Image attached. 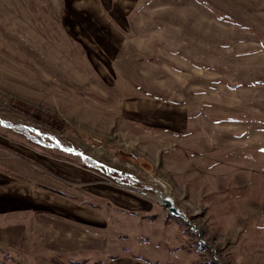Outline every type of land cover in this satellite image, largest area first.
<instances>
[{
  "label": "rangeland",
  "instance_id": "obj_1",
  "mask_svg": "<svg viewBox=\"0 0 264 264\" xmlns=\"http://www.w3.org/2000/svg\"><path fill=\"white\" fill-rule=\"evenodd\" d=\"M152 1L0 0V182L6 192L0 191V264L106 262L123 249L127 227L133 236L126 251L142 262L264 264V140L249 138L250 128L224 156L220 147L208 152L198 136L181 149L169 136L175 131L150 126L148 97L155 92L126 71L149 58L130 49L126 38L132 27L143 26L144 9L159 8ZM164 7L173 9V2ZM203 112L195 124L204 122ZM205 117L210 125L226 121L223 113ZM161 119L173 126L175 114ZM208 154L222 162L201 160ZM118 171L132 173L136 185ZM212 171L218 178L207 174ZM146 185L149 195L141 193ZM93 186L127 193L132 205L105 195L107 202H99L109 228L97 234L103 247L108 236L110 248L83 254L47 249L44 231L32 222L38 212L48 215L46 195L73 200L77 190ZM33 196L45 202L14 213L16 206L30 207ZM161 196L173 197L195 227L172 214ZM124 217H133L131 223ZM53 218L86 227L78 218ZM21 219L27 221L22 233Z\"/></svg>",
  "mask_w": 264,
  "mask_h": 264
},
{
  "label": "crops",
  "instance_id": "obj_2",
  "mask_svg": "<svg viewBox=\"0 0 264 264\" xmlns=\"http://www.w3.org/2000/svg\"><path fill=\"white\" fill-rule=\"evenodd\" d=\"M154 2L156 0L151 3ZM170 2H173L174 8L166 9L165 4ZM156 3L159 8L144 9L143 26L132 27L126 38L130 49L140 50L142 56L149 57L139 58L126 71L155 92L147 96L150 99V126L175 131L169 136H176L174 144L181 149L192 145L191 142L198 136L201 146L209 148L208 152L220 147L217 152L223 156L227 147L246 140L240 134L247 129L254 130L249 138L264 140V0H158ZM202 109L201 119L204 122L195 124L193 118ZM205 113H223L226 121L210 125ZM172 114H175L173 126L168 121L164 124L160 122L161 116L169 120ZM182 137L187 139L183 141ZM190 157L188 169H192ZM204 159L215 162L212 154L201 158ZM213 172L207 174L218 178ZM67 173L72 172L67 169ZM197 173H192L190 177H197ZM81 177L87 181L88 174L82 173ZM1 183L0 191L5 189ZM213 189L211 186L210 190ZM77 191L78 196H73V200L55 193L47 194L48 215L38 212L32 220L39 231H44V237L48 239L47 249L62 247L83 254L88 250L110 248L108 236V242L103 247V237L97 234H104L109 228L108 220L99 213L102 209L99 202L103 205L108 196L110 201L114 199L115 204L120 201L123 207L128 208L132 206L129 195L105 186ZM3 193H6L5 190ZM33 198L30 207L24 210L16 206L14 213L35 210L45 202L38 197ZM88 201L97 210L88 208ZM56 215L78 218L86 227L53 218ZM128 218L133 217L125 219ZM26 224L27 221L20 220V233L25 230ZM30 226L31 232L35 231V225ZM19 231L16 229V232ZM121 235L125 237L123 249H117V254L110 260L95 261L93 264H150L136 259L130 248L126 251V244L133 236L128 227ZM15 245H21L17 235ZM30 248L31 256L35 257V253H39L35 241L30 242Z\"/></svg>",
  "mask_w": 264,
  "mask_h": 264
},
{
  "label": "water",
  "instance_id": "obj_3",
  "mask_svg": "<svg viewBox=\"0 0 264 264\" xmlns=\"http://www.w3.org/2000/svg\"><path fill=\"white\" fill-rule=\"evenodd\" d=\"M162 202L166 205V207H168L169 211L176 215V216H181L183 217L188 223H190L187 219V215H186V212L183 211L182 209H180L176 203H175V200L173 197L171 196H165L162 198ZM191 226L195 227L194 224H191Z\"/></svg>",
  "mask_w": 264,
  "mask_h": 264
},
{
  "label": "built area",
  "instance_id": "obj_4",
  "mask_svg": "<svg viewBox=\"0 0 264 264\" xmlns=\"http://www.w3.org/2000/svg\"><path fill=\"white\" fill-rule=\"evenodd\" d=\"M110 173H112V174H114V171H115V169H110V170H108ZM118 176L121 178V180L122 181H127V182H129L130 183V185H136V181H137V179L134 177V175L132 174V173H123V172H121V171H118ZM146 189H147V191H150V189H151V186H149V185H146V186H144V188H143V190L144 191H141V193L143 194H146V195H149V194H147V192H146ZM162 198H163V196H161L160 197V201H162Z\"/></svg>",
  "mask_w": 264,
  "mask_h": 264
}]
</instances>
